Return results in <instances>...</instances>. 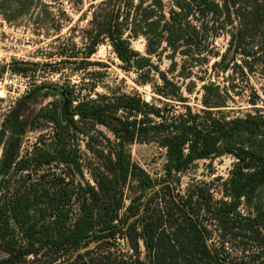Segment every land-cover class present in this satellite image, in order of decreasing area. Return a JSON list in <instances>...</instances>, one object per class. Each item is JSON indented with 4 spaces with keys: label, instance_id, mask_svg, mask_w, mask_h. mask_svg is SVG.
<instances>
[{
    "label": "trees",
    "instance_id": "1",
    "mask_svg": "<svg viewBox=\"0 0 264 264\" xmlns=\"http://www.w3.org/2000/svg\"><path fill=\"white\" fill-rule=\"evenodd\" d=\"M37 1L0 0V14L11 21L29 13ZM88 2L83 13L89 17L82 29L80 65L89 64L88 58L96 48L106 44L119 60V67L134 72L135 80L148 84L157 98L148 102L136 92L114 90L96 92L92 98L81 97L70 106L67 101L72 94L65 89L61 109L62 113L64 107V127L79 129L77 123L89 122L103 126L112 134L103 170L93 174L94 185L88 182L79 185V213L70 226H65V204L60 197L31 213L38 202L24 182L11 196L0 198V264H28L27 258L38 255L43 243L71 252L63 260L55 257L51 264H124L123 260L110 256L85 258L89 250L77 253L92 243L96 248L104 243L114 245L117 236L124 238L135 254H138V240L142 239L151 264H233L208 249L203 240L205 229L198 225L197 216L200 210L207 211L233 237L254 240L264 229V218L241 216L237 211L241 198L248 201L252 192L264 185V116L258 113L255 100L258 96L248 99L254 114L226 120L217 117L214 110L225 106L230 90L238 93L235 90L238 81L255 71L264 76V0ZM221 36L228 37V47L222 53L214 45ZM135 39L143 40V53L131 47ZM228 53H231V65L225 62ZM76 54L66 49L59 52L65 63ZM152 58L157 62L163 58L169 61L166 70H160ZM212 58L216 60L209 68L224 77L222 85L206 78V67ZM195 69L203 72L202 76H196ZM192 76L203 82L200 85L202 107L196 111L188 104L181 86V81ZM185 91L192 93L187 85ZM45 116L62 130V114L53 111ZM146 141H155L165 149L168 179L172 178V172L179 173L196 160L223 154L236 159L235 169L224 184L227 200L213 204L206 199L194 208L186 201L175 203L170 191V201L192 231L188 242L178 240V236L174 237L166 229L159 231L165 213L162 208H157L156 225L150 219L145 220L146 207L136 204L139 197L128 205L124 202L123 187L127 181L135 180L143 191L154 186L153 180L130 161L126 152L127 145ZM19 143L18 138L7 142L0 158V173L11 169L21 171L28 162L36 161L34 156L18 160ZM52 162L80 173L71 150L62 145L57 150L41 153L36 161L40 166H50ZM164 186L172 190L169 183ZM44 195H48L47 191L40 194ZM152 197L147 198L146 205ZM168 214L165 218L171 216ZM46 216L50 220L44 224ZM138 222H142L140 232L136 227ZM42 228L51 233L45 234ZM259 264H264V257Z\"/></svg>",
    "mask_w": 264,
    "mask_h": 264
},
{
    "label": "rangeland",
    "instance_id": "2",
    "mask_svg": "<svg viewBox=\"0 0 264 264\" xmlns=\"http://www.w3.org/2000/svg\"><path fill=\"white\" fill-rule=\"evenodd\" d=\"M37 2L38 4L33 5L29 13L9 21L17 27H22L21 32L16 33V43L19 46L17 52L26 60H14L8 68L0 67V73L8 71L26 76L28 91L12 102L8 101L6 95L0 99V158L10 139L18 138L20 141L18 160L34 156V160L38 161L41 153L57 150L62 145L71 150L73 158L78 162L80 173L58 162H52L50 166H40L36 161H30L21 171L11 169L8 173H0V198L5 195L11 196L24 182L30 194L38 202V205L31 209V213L48 206L49 202L60 197L65 204V226H70L79 213L78 206L81 198L79 185L84 182L94 185L93 174L103 170L105 156L109 153L108 139L112 140L113 137L103 126L89 122L77 123L79 129H75L64 127L65 123L62 120V130H60L59 126L45 115L53 111L55 114H62L65 89L70 90L72 94L71 100L67 101V105L70 103V106H74L77 99L81 97H94L96 92L109 93L114 90L125 93L136 92L148 102L155 101L157 96L148 84L135 80L134 72H127L119 67V60L106 44H100L96 48V51L88 58L89 64L83 67L80 65L79 50L83 47L82 29L86 26L89 17L84 16L83 13L88 8V0H82V2L38 0ZM227 42L228 37L221 36L216 39L214 45L222 53L228 47ZM131 47L143 53L144 42L142 39L132 40ZM62 49L77 54L71 57L69 63H65L59 55ZM230 59L231 53H228L225 62L229 61V65H231ZM152 60L160 70H166L168 67L169 61L165 58L161 62H157L154 58ZM214 60L216 59L212 58L207 67L205 66L208 69L206 78L222 85L225 82L224 77L217 76L209 68ZM202 73L195 72V75L202 76ZM196 76L181 81L182 92L188 97V104L193 111L202 107L200 85L203 82ZM15 83L18 88L22 87L19 78ZM186 85L191 87V94L185 91ZM263 89L264 76L255 71L248 78L238 81L235 89L238 93L230 90V98L225 100L224 107L214 109L215 115L228 120L247 113L254 114L255 111L248 99L252 95H257L258 98L255 100L258 113L264 116ZM126 152L130 161L153 180L154 186L143 191L135 180L127 181L123 187L124 202L128 205L132 199L139 197L136 204L140 208L146 207L145 220L150 219L156 225L159 217L157 208H162L165 213L159 231L166 229L168 232H173L174 237L178 236V240L186 239L188 242L192 231L187 220L176 210L173 203L186 201L189 202L188 206L195 208L206 199L213 204L227 200L224 196V184L235 169L236 162L230 154L193 161L183 171L172 172L171 181L165 170L166 151L157 142H133L126 146ZM166 183L171 185L172 190L164 186ZM44 191H47L48 195L40 196ZM170 191L173 203L170 201ZM151 195H153L152 201L146 205L145 201ZM237 211L241 216L264 218V185L254 190L248 201L241 198ZM167 212L171 215L169 218H165ZM48 220L50 218L46 216L44 224ZM197 223L205 229L204 243L215 256L225 258L227 262L233 264H259L264 257V229L261 236H257L254 240L241 238V236L233 237L205 210H200ZM141 224L142 222H138L136 225L139 232ZM44 233L50 234L51 230L45 229ZM114 242V245L104 243L98 248L95 247V243H92L87 248L79 249L77 253L89 250L88 254H84L85 258L110 256L123 260L124 264H151V256H148L142 239L138 240V254L129 249L124 238L117 236ZM70 255L71 252H63V249L58 250L49 243H43L38 255L29 256L27 259L28 264H51L55 257L63 260Z\"/></svg>",
    "mask_w": 264,
    "mask_h": 264
},
{
    "label": "built area",
    "instance_id": "3",
    "mask_svg": "<svg viewBox=\"0 0 264 264\" xmlns=\"http://www.w3.org/2000/svg\"><path fill=\"white\" fill-rule=\"evenodd\" d=\"M22 27H17L14 24L6 21L0 14V67L8 68L14 60L26 58L20 57L18 44L16 43V33L21 32ZM27 46H29L27 44ZM19 78L22 82V87L16 86V79ZM28 91V78L21 74H13L8 71L0 73V99L7 96L8 101H15L18 97Z\"/></svg>",
    "mask_w": 264,
    "mask_h": 264
},
{
    "label": "water",
    "instance_id": "4",
    "mask_svg": "<svg viewBox=\"0 0 264 264\" xmlns=\"http://www.w3.org/2000/svg\"><path fill=\"white\" fill-rule=\"evenodd\" d=\"M64 116H65V113H64V107H63L62 120H64Z\"/></svg>",
    "mask_w": 264,
    "mask_h": 264
}]
</instances>
